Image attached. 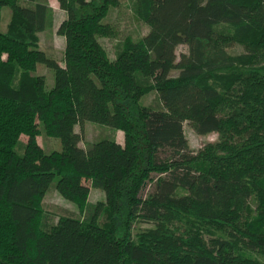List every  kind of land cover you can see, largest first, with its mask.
<instances>
[{"label":"trees","instance_id":"obj_1","mask_svg":"<svg viewBox=\"0 0 264 264\" xmlns=\"http://www.w3.org/2000/svg\"><path fill=\"white\" fill-rule=\"evenodd\" d=\"M93 1L56 0L61 66L38 50L48 0H0V264H264V0H131L148 32L113 60L99 39L114 35L103 21L118 2ZM38 64L54 72L49 91ZM151 92L158 108L140 105ZM84 123L112 134L81 148ZM185 124L218 140L194 154ZM40 134L62 150L46 154ZM55 179L80 209L91 189L104 202L46 227ZM174 221L191 230L175 236ZM135 224L150 228L133 237Z\"/></svg>","mask_w":264,"mask_h":264},{"label":"rangeland","instance_id":"obj_2","mask_svg":"<svg viewBox=\"0 0 264 264\" xmlns=\"http://www.w3.org/2000/svg\"><path fill=\"white\" fill-rule=\"evenodd\" d=\"M48 2L54 7V25L51 31L38 35V50L44 52L47 57L54 59L58 65L63 66V50L65 43L62 37L56 35V27L61 22L65 14L59 11L57 5H55L56 0H48ZM93 2L95 5H100L102 0H94ZM117 2V6H111L109 8L107 16L103 21L113 29L114 35L112 37L99 39L100 44L105 49L110 60L115 58L116 53L119 51L120 45L125 39L138 41L148 32L147 26L132 13L131 0H117ZM0 15V32L5 33L10 20L9 9L2 7L0 9ZM226 33H229V31ZM242 51L243 48L240 45H236L230 50V53L239 54L242 53ZM187 52L188 49L186 46H178L175 50L176 60L179 59L180 54ZM31 74L34 77L40 76L44 78L46 91L52 89L54 83V72L52 69L47 68L44 64H38L35 71H33ZM171 76L175 77L176 73H172ZM209 82H211V84H215L213 79H210ZM140 105L150 106L153 108H158L160 106L155 92H151L142 98ZM74 131L79 133L81 136V142L79 143L81 148H85L87 145L95 141L109 138L112 134V131L109 128L93 123H84L81 128L75 127ZM121 133H118V135ZM184 136L187 140L189 150L194 154H197L207 144L216 143L218 140V135L214 133L207 136L196 135L187 124L184 125ZM26 141L27 137L25 135H20L18 144L15 147V151L20 156L23 155V145L26 143ZM36 141L46 154L60 152L62 150L59 139L50 137L48 138L43 134H40V136L36 137ZM55 183L56 179L50 184L47 193L41 200L42 224H44L46 227L54 226L60 218L66 217L69 214L83 220L87 216L89 207L104 202V193L99 190L91 189L86 202V206H88V208L80 209L75 204L62 199L58 195L55 190ZM147 190L148 188L144 191V193H146ZM100 219L101 216L98 218V221ZM178 224L179 223H176V221L173 223L175 236L179 235L183 237L191 230L190 227L185 224V222L181 223V225ZM148 228H150V226L147 224H135L131 231V235L135 237L137 234L141 233V231Z\"/></svg>","mask_w":264,"mask_h":264},{"label":"crops","instance_id":"obj_3","mask_svg":"<svg viewBox=\"0 0 264 264\" xmlns=\"http://www.w3.org/2000/svg\"><path fill=\"white\" fill-rule=\"evenodd\" d=\"M50 5V4H49ZM55 5H57V7H58V4H57V2H56V4ZM50 7L52 8V11H53V15L55 14V11H54V7L52 6V5H50ZM59 9V8H58ZM59 11H61V10H59ZM62 12V11H61ZM63 14H64V12H62ZM65 16H63V18H64ZM62 18V20H61V22L65 19H63ZM60 22V23H61ZM59 23V24H60ZM58 24V25H59ZM58 25H57V27H58ZM57 27H56V29H57ZM118 133H121V132H116L115 134H114V139H115V141L118 143V144H120V145H122L123 144V134L121 133L120 135H118Z\"/></svg>","mask_w":264,"mask_h":264}]
</instances>
